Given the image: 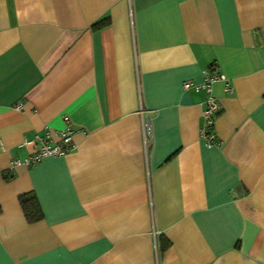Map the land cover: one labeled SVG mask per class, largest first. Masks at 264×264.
Masks as SVG:
<instances>
[{"label":"crops","instance_id":"0c3cea01","mask_svg":"<svg viewBox=\"0 0 264 264\" xmlns=\"http://www.w3.org/2000/svg\"><path fill=\"white\" fill-rule=\"evenodd\" d=\"M0 264H264V0H0Z\"/></svg>","mask_w":264,"mask_h":264},{"label":"built area","instance_id":"2783aa9c","mask_svg":"<svg viewBox=\"0 0 264 264\" xmlns=\"http://www.w3.org/2000/svg\"><path fill=\"white\" fill-rule=\"evenodd\" d=\"M217 80L225 82L224 89L226 92H233V88L226 81L225 76L223 74L213 72L211 69H207L203 72L202 80L199 83H195L191 80H184L182 82V87L184 89H201L206 93L202 108L203 123L199 129V134L205 143L210 146L219 145L221 143L216 137V133L213 128L214 120L220 107L218 101L212 94V84ZM17 107L20 108L21 104H18ZM65 122L66 125L60 130H52L49 126H46L43 133H36L32 139V142H36L38 144L36 150L24 158L13 159L10 164V169L18 165L29 166L36 164L46 156L57 157L66 154L72 148V134L74 130L67 118H65ZM143 134L145 143L151 141L153 133L150 117L143 120ZM54 136L58 137V140L52 141Z\"/></svg>","mask_w":264,"mask_h":264},{"label":"trees","instance_id":"16d2710c","mask_svg":"<svg viewBox=\"0 0 264 264\" xmlns=\"http://www.w3.org/2000/svg\"><path fill=\"white\" fill-rule=\"evenodd\" d=\"M109 23V19L107 17L98 20L92 25V28L98 29L105 24ZM4 174L5 179H10L12 176L10 174ZM20 207L22 209L23 215L28 223H34L43 218V212L40 207V204L37 200L36 195L33 192H25L19 195L18 197Z\"/></svg>","mask_w":264,"mask_h":264}]
</instances>
